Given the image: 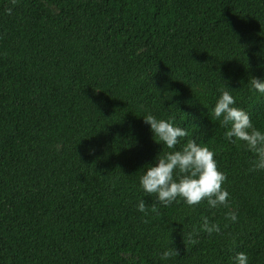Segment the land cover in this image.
Wrapping results in <instances>:
<instances>
[{
	"label": "trees",
	"instance_id": "obj_1",
	"mask_svg": "<svg viewBox=\"0 0 264 264\" xmlns=\"http://www.w3.org/2000/svg\"><path fill=\"white\" fill-rule=\"evenodd\" d=\"M252 77L264 0H0V264H264V170L211 116L225 86L264 131ZM149 112L213 151L226 205L139 188Z\"/></svg>",
	"mask_w": 264,
	"mask_h": 264
},
{
	"label": "clouds",
	"instance_id": "obj_2",
	"mask_svg": "<svg viewBox=\"0 0 264 264\" xmlns=\"http://www.w3.org/2000/svg\"><path fill=\"white\" fill-rule=\"evenodd\" d=\"M253 92L264 96V77H252L248 80ZM213 120H219L225 127L224 136L232 143L240 142L246 151L252 154V170H264V131L252 124L248 113L235 106L232 90L225 87L220 91L211 109ZM142 122L147 125L151 138L158 145H163L167 151L156 155L151 163L143 165L139 176V188L146 194L155 195L161 205H168L177 198L187 206L206 202L209 208L227 204L229 193L222 184L225 175L217 168L214 153L206 145L189 139L181 144V139L188 135L184 127L173 123L172 118L158 119L153 114L146 113ZM179 148H176L177 145ZM138 212L145 211L143 200L136 204ZM229 221H236L234 211L225 213ZM202 228L211 233L219 231L215 223L202 218ZM178 255L173 247L162 252V257ZM233 264H248L245 253L239 252L233 257Z\"/></svg>",
	"mask_w": 264,
	"mask_h": 264
}]
</instances>
